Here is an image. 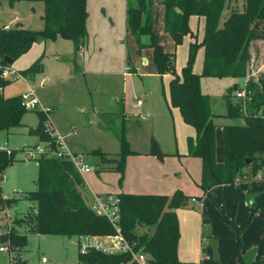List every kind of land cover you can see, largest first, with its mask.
I'll use <instances>...</instances> for the list:
<instances>
[{"label":"trees","instance_id":"trees-1","mask_svg":"<svg viewBox=\"0 0 264 264\" xmlns=\"http://www.w3.org/2000/svg\"><path fill=\"white\" fill-rule=\"evenodd\" d=\"M9 5L18 2L43 3V29L34 31L16 25L12 29H0V89L10 84L3 80V72L11 67L4 57L12 63L29 51L37 42H54L58 37L70 41L73 55L80 54L88 44L86 21L88 13L86 0H0ZM126 1V31L135 39L138 48L150 47L153 50V62L157 74L172 76L169 82V106L179 110L183 122L195 131V138L188 139V155L199 158L202 162L201 189L207 193L212 187L231 184L242 176L243 169H249L248 179H254L264 171V119L258 115L264 106V77L257 82L250 81L245 85L249 92V103L243 126L224 127L223 164H216L215 125L212 123L210 99L201 90L202 78L242 79L246 74L249 57V45L253 40L264 38L261 26L264 25V0H244L243 10L228 14L222 22L229 0H163L164 32L168 34L177 47L186 36H192L188 22L190 17L204 18V34L201 42L191 43L188 48L186 65L180 76L175 71V54L163 51L153 31L152 0ZM148 38L144 44L142 39ZM203 49V69L200 75L193 72V65L199 49ZM40 57L30 68L19 72L24 79H33L43 72ZM237 85L227 89L224 99L227 103L226 117H240L238 109L229 101ZM28 111L23 106L22 96L3 98L0 96V132L22 126V118ZM38 125L28 131L29 135L41 141L48 140L45 135L47 116L36 111ZM120 144L119 160L107 159L99 151L91 154L99 157L104 165L112 166L121 173L125 160L134 154L124 137L121 128L118 135ZM56 140L52 141V150L56 149ZM21 151H0V181L6 169L18 161L15 155ZM149 155L162 161L164 154L158 143L151 138ZM249 161V163H247ZM38 176L36 189L27 193L26 199L35 205L36 212L29 227L34 234L60 235L69 239L76 235L109 236L114 234L106 218L97 215L87 207L81 198L80 188L83 180L65 158L41 156L36 160ZM242 188L247 185L241 183ZM120 227L121 233L136 250L146 253L155 264H191L177 259V245L180 237L176 210L189 206L190 198L175 191L171 196L129 195L120 194ZM1 202V201H0ZM15 203V199L6 200ZM254 212L264 211V203L254 206ZM248 220L239 227L235 226L237 250L238 239L249 224ZM15 225V222H13ZM145 229L138 234L136 230ZM152 233H149V230ZM0 244H9L18 253L28 245L27 238L19 235L12 226L0 237ZM16 251V252H17ZM264 253L261 244L257 264ZM78 264H126L125 256H107L99 252L78 255ZM15 264H25L16 260Z\"/></svg>","mask_w":264,"mask_h":264},{"label":"rangeland","instance_id":"rangeland-1","mask_svg":"<svg viewBox=\"0 0 264 264\" xmlns=\"http://www.w3.org/2000/svg\"><path fill=\"white\" fill-rule=\"evenodd\" d=\"M243 4L244 0H229L228 10L225 9L221 17L222 22L230 12L242 11ZM85 6L89 16L87 23L89 50L82 56L85 58L77 60L82 64L84 59L83 74L70 75L68 67H64L56 60V53L67 55L72 46L70 42L64 41L60 37H58L60 40L56 45L53 44L47 48H43L37 42L38 44L32 45L28 53L24 55L27 60L30 58L32 60L24 70L30 68L40 57L45 55L41 63L44 66L47 79L40 86L39 80L37 81L36 96L44 105L50 106L54 110L50 115L49 113L45 114L48 118L45 122V135L49 139L41 141L38 138H33V135L24 134L25 130L18 129L19 131L15 130L8 137L7 144L5 143L7 136L1 134L0 144L8 145L9 148H15V146L21 148L25 141L32 144L37 143L22 149L21 153L22 158L30 156V160H37L41 156L54 155L51 152L53 151L51 146L57 136L63 147L65 146L69 152L81 155L84 163L91 169L83 177L81 176L83 186L79 189L83 203L90 207L93 204L91 196H102L107 194L106 191L112 189L122 192L121 187L125 180L126 169L131 164L129 158L131 161L137 158L135 160L138 162V156L149 148L151 137L158 138L163 150L176 151L178 136L174 133L173 124L163 99L164 94L166 97L168 95L169 84L166 78L157 74L153 62V50L150 47L140 50L135 39L126 32L125 0H86ZM153 7V31L157 35L158 43L163 51L175 54V71L180 73L186 59L189 37L183 39L182 44L176 47L170 36L163 30L161 1L154 0ZM42 11L43 3L38 1H22L14 8H10L6 2L1 1L0 24L10 22L17 15L20 18V23H23L26 28L41 31L43 29ZM189 28L192 32L198 33V38L202 37L203 25L201 22L199 23L198 19L192 18ZM261 31L264 32V25L261 26ZM248 52L246 74L241 81L229 77L201 79V89L210 97L213 121L216 124L229 125L223 117L226 114L223 96L227 89L234 85H237L238 89L239 84L246 85L252 80L257 82L264 77V38L253 40L249 45ZM201 61L202 59L199 62L195 60L193 65L195 70L199 68L198 73L200 74L203 69ZM127 68L129 69L128 73L126 72ZM131 68H134L136 72L130 70ZM5 78L2 77L3 80L10 81V84L14 80L8 75ZM23 89L24 85L19 81L8 86L3 95H7L9 91L19 93ZM237 89L230 95L231 104L238 109L241 117L239 109L241 101L235 98ZM114 99H122L123 107L117 104ZM138 101L142 102V107L138 106ZM39 110L38 107L23 116L22 121L25 127L35 128L38 125L36 111ZM123 113L126 114L124 123L122 122ZM259 115L264 119V106L260 109ZM121 128L124 130V137L130 150L138 152L126 157L123 173L112 166L102 164L99 157L91 154L93 151H99L107 159L119 160L118 135ZM182 158L191 157L180 158L173 153L166 158L164 163L158 161L156 163L162 166L175 165L179 172H183V177H177L175 191H180L184 195L196 199H206L204 215L207 220L206 224H209L208 230L206 228L205 231L207 235H211V231H209L211 226L218 230V224L231 227L235 230L236 235L235 217L238 213H242V209L253 207L249 202L247 205L243 197L248 196L253 184L259 183L251 181L244 189L241 183L238 185L234 180V185L214 186L213 189L211 188L213 191L210 189L211 191L203 193L200 186L201 181L199 180V182L195 175H188L185 172V162ZM34 164L31 167H34ZM249 171L247 169L246 173L249 174ZM260 185H264V182H261ZM31 188L32 191L36 189L34 184ZM194 191L198 192V195L194 194ZM112 194L113 192L109 195ZM11 207L9 202H3L0 210ZM191 208L190 212L200 213L197 206ZM12 210H15L16 215ZM12 210V213L9 212V216H11L12 223L15 222L14 230L19 235H22L26 229L27 233L34 234L29 227L35 216V206L33 207L32 203L23 195L20 200L17 199ZM226 211H230V214H227ZM250 215L251 212L247 219L250 218ZM1 217L9 221L4 214ZM2 227L3 232L7 231L5 226ZM152 230L150 229L149 233H152ZM136 232L141 234L145 232V229L136 230ZM80 236L85 235H76L70 239L60 235H29V245L20 253L17 250H12L9 244L7 245L8 250L4 254H0V264H15L16 260L25 264H41L40 259L43 255L48 260V264H78L80 253L72 242H75ZM25 237L28 239L26 235ZM212 242L214 243H211V246L215 244L214 240ZM0 247H3V244H0Z\"/></svg>","mask_w":264,"mask_h":264},{"label":"crops","instance_id":"crops-1","mask_svg":"<svg viewBox=\"0 0 264 264\" xmlns=\"http://www.w3.org/2000/svg\"><path fill=\"white\" fill-rule=\"evenodd\" d=\"M160 1H161V5H162L163 0H160ZM4 2H6V1H4ZM19 3L20 2L15 3L13 5H9L8 3L7 4L10 8H14L15 5L19 4ZM153 5H154V0H152V13H153V9H154ZM42 15H43V11H42ZM42 15H41V18H42ZM162 15H163L162 20H163V30H164V7H163V5H162ZM88 17H87V21H86V29H87V25H88L87 24L88 23ZM125 18H126V14H125ZM192 18H196V19H198L199 23L200 22L202 23L203 34H204V18L190 17L188 25L190 24V20ZM16 25H19L24 29H28L24 26L23 23H20V18L17 15H15L10 22L5 23V24H0V29L8 30V29L14 28ZM125 28H126V25H125ZM190 31H191V29H190ZM191 34L195 38H192L191 36L185 37V38L189 37V45L191 43H194V42L199 43L202 41L203 34H202L201 38H198V33H194L191 31ZM59 40H60V38H57L56 41H54V42H51V41L39 42L40 43L39 45H42L43 48H47L53 44L56 45V43L59 42ZM64 41H66V40H64ZM142 41L144 44L149 43L148 38H143ZM68 42H70V41H68ZM36 44H38V43L33 44V46H35ZM71 45H72V43H71ZM188 48H189V46H188ZM88 50H89V41H88L86 48L83 49V51L80 54L78 53L75 56L73 55L74 50H73V45H72L71 50L67 55L66 54L61 55V54L56 53L55 56H56V60L59 62V64L63 65L64 67H68L69 74L75 76L77 74H83L84 73V66H83L84 65V59L82 60V64L78 63L77 60L79 58L80 59L85 58L82 56H84V54ZM26 54H24V55H26ZM24 55H22L16 61H14L11 65V67L8 68V70H7L8 77L14 79L10 85L20 81L21 83H23L24 89L21 90L19 93H14L12 91H9V93L4 96L3 95L4 91H7L8 86H10V85H8L4 89L0 90V96L2 95V97H4V98H11V97H15V96L28 95V94H30V91H34V97L38 99V101L40 102V105L44 108H49L50 113H52L54 110L51 109L50 106L44 105L39 100V98L36 96L37 81L39 80V86H40L47 79L45 70L43 69V72L36 75L33 79H24L23 77H21L19 75V72L24 71V68H26V66L28 64H30V62L32 61L31 58L27 60V58H25L26 56H24ZM44 57H45V55L42 56V60ZM187 57H188V51L186 53V59H185L184 64L181 67V70L186 65ZM203 57H204V51L201 48V49H199L198 54H196L195 60L199 62L200 59H202L201 62H203ZM0 62H1V57H0ZM194 67H193V72L195 74L199 75L200 74V73H198L199 68H198V70H195ZM70 69H72L71 70L72 72L70 71ZM128 70L129 69L127 68V70H126L127 73H128ZM130 70H133V72H136V70L134 68H131ZM180 73H181V71H180ZM180 73H177V74L180 76ZM163 78H166V81L169 84L170 80L172 79V76L164 75ZM237 80L241 81L242 79H237ZM239 85L243 86L244 84H239ZM204 94L208 95L207 93H204ZM224 96H223V99H224ZM208 97H209V95H208ZM163 99H164L167 111L169 113V116H170L172 124H173L174 133H176L178 136V148L176 149V151H172L169 149L165 151L162 149L163 147H162L160 141L158 140V138L157 137H154V138L151 137L158 143L161 151L164 154H166V157L162 161H159L155 157L149 155V149H150V144H149V148L147 149V151H144V153H142L140 156H138L139 157L138 162H140V163L136 162L135 159H137V158H135V157H133L135 159L132 161L129 158V162L131 164H130V167H127V169H126V175L124 177L125 180H124V183L121 187L122 192H119V190H116V189H112V190L106 191L107 194H104L102 196L109 195V194H111V192H113L112 195H120V194H129V195L139 194V195H142V194H146V195H158V196H171L175 192V189L177 188V185H176L177 177H179V178L183 177V172H181V171L179 172L175 165L162 166V165H158L156 163V161H158L160 163H164L166 161V158L169 155H172L173 153H174V155H176L180 158L186 157V156L189 157L187 142H188V139L195 138V131L192 127L186 125L183 122L182 117H181L178 109L169 106V91H168L167 97L164 94ZM209 99H210V97H209ZM114 100L117 102V104H119L123 107L122 99L121 100L114 99ZM224 101H225V99H224ZM229 101L231 102V97L229 98ZM225 104H226V114H227V103H226V101H225ZM139 107H142V102H141V105H139ZM210 111L212 114L211 103H210ZM50 113H49V115H50ZM226 114L223 117L227 120L229 125L214 123V121H213L214 115L212 114L213 115L212 123L215 125L214 160H215L216 164H223L225 161L224 131H223L224 127H226V126H243L244 125V119L242 117L230 118V117H226ZM123 117L124 118H123L122 122L124 123V122H126V118H125L126 114H124ZM23 118H22V120H23ZM48 128L50 129V127H48ZM18 129L19 130L20 129L25 130L24 134H26L27 136H31L28 134V131L30 129H34V128L25 127V125L22 121V126L19 128L10 129L9 131H1L0 135L2 134L3 136L4 135L7 136L6 142H5L6 144L9 142L8 137L10 135H12L15 132V130L19 131ZM53 134H54V132H53ZM33 138H37V137L33 136ZM35 144H37V143L32 144V143H28L25 141L21 148H20V146H15V148L14 147L9 148L8 145L3 146L1 144H0V146L2 148H4V150H7V151L17 150L18 152L19 151L22 152V149L27 148V147L32 146V145H35ZM64 148L68 151V149L65 146H64ZM132 152H134V154L138 153L137 151H132ZM71 153H73V152H71ZM73 154H76V153H73ZM77 155H79V154H77ZM15 157H16V159H18V161L14 162L12 165H10L6 169V171L4 172L2 180L0 181V201H1L0 207H1V204L3 202L6 203V200H9V199H15V203H16L17 199L20 200L21 197H23V195H24V198L26 199L27 193L34 191V190L32 191V188H31L32 184H34L36 187V180H37V176H38V164H37L36 160L23 161L21 153H16ZM191 158H182V159H184V162H185V168H184L185 172L188 175L189 174H191L193 176L195 175L197 177L198 181L199 180L201 181V178H202V162L199 158H195V157H191ZM108 159H110V158H108ZM131 159H132V157H131ZM33 163H35L34 167H31V165ZM246 171H247V169H243L241 171L242 176L237 177L236 183L238 185L240 183H245L247 185V187H248L247 183H249L251 181H253L254 183H259V184H253L252 187L250 188L249 192H248V196L243 197L244 201H246V204L248 205V202H249V203H251V205H253V207L249 206V207H246V210L242 209V213L241 214L238 213L237 217H235V215H234L235 221H236L234 226H236V227H239L242 224H244L245 222H247L248 220H250L248 226L245 228V230L242 233H240V235L238 237V239L240 241L239 251L237 250V237L235 235V230L232 229L231 227H227V226L224 227V226H221L218 224V226H219L218 230H216L215 227H213V226L210 227L209 231H211V235H209V234L207 235V233H205L206 228H207V230L209 228V224H206L207 220H206L205 215H204L206 199L205 198H197L196 199L195 197H189L186 195L187 197L190 198L189 206L186 208H183V209L176 210V217L178 220L179 234H180V237L178 240V245H177V259L180 262L191 263V264H257L261 244H263V246H264V211L254 212L253 209H254V206H258V205H261L264 203V185H262V186L260 185L261 182H264V177L263 178H254V179L247 181L248 174L246 173ZM84 175L85 174H82L81 176L83 177ZM194 194L198 195V192L194 191ZM94 196H96V195H94ZM94 196L93 197L91 196V198L93 199ZM192 200H194V202H192ZM92 202H93V200H92ZM15 203H11L12 207L10 209L7 208L5 210H0V237L2 234L6 233L12 226H14L12 223V220H11V216H9V212L12 213L11 210L13 209ZM32 205H33V207L35 206L33 203H32ZM194 206L198 207L199 212H200L199 214L197 212H194V211L190 212V210H192L191 207H194ZM33 210H35V209L33 208ZM12 211L15 212V210H12ZM250 212H251L250 218L247 219V216H248V214H250ZM226 213L230 214V211L229 212L226 211ZM3 214L9 219V221L7 219H5L4 217H1ZM14 215H16V212ZM14 215H12V216H14ZM2 226H5V228H7V231L3 232L1 230L3 228ZM27 232L28 231L26 229L25 232L22 233V235L24 234V236L26 235L28 237L27 241H28V245H29V239H30L29 235L35 236L37 234H30ZM212 240L215 241V244H213V246L210 245L211 243H214V242H212ZM72 244L75 245V242H72ZM3 245H5V247L8 248V246H7L8 244H3ZM24 249H22V250H24ZM5 252H0V254H4ZM42 257H44V255ZM259 261L262 264H264V253L260 257Z\"/></svg>","mask_w":264,"mask_h":264},{"label":"built area","instance_id":"built-area-1","mask_svg":"<svg viewBox=\"0 0 264 264\" xmlns=\"http://www.w3.org/2000/svg\"><path fill=\"white\" fill-rule=\"evenodd\" d=\"M7 70L8 69L4 70L3 78H5L7 75ZM244 85L240 86L235 93V98L241 101V106L239 109L243 116H245L247 113L250 94L246 91ZM31 96L33 98H30ZM22 100L23 106L27 111L35 110L39 107V111L43 112L44 114L50 113V109L42 107L38 99L34 97V91H30V94L28 95H23ZM137 104L139 106L141 105V102L138 101ZM259 113L260 111L258 112V115ZM55 140L57 142L56 149L51 151L55 156L53 155L48 157L65 158L69 160L80 175L90 172V167L84 163L83 157L81 155L73 154L67 151L60 143L57 136H55ZM0 151H6L8 153L10 152L4 150V148L1 146ZM29 160L30 156H24L23 161ZM263 177L264 171L260 172L256 178ZM192 202H194V200H192ZM91 209L97 215L107 219L114 230V234L109 236H80L75 241V245L80 254L86 255L87 253L94 251L107 256H125L127 260L126 264H155L146 253L141 250H136L135 244L126 240V238L122 235L120 227V199L117 196H94ZM6 250L7 248L5 245L0 247V252H5ZM40 262L41 264H48V260L45 257H42Z\"/></svg>","mask_w":264,"mask_h":264},{"label":"water","instance_id":"water-1","mask_svg":"<svg viewBox=\"0 0 264 264\" xmlns=\"http://www.w3.org/2000/svg\"><path fill=\"white\" fill-rule=\"evenodd\" d=\"M3 61L6 63V64H12V59H9L7 57H4L3 58ZM247 163H249V161H247ZM127 261V260H126Z\"/></svg>","mask_w":264,"mask_h":264}]
</instances>
